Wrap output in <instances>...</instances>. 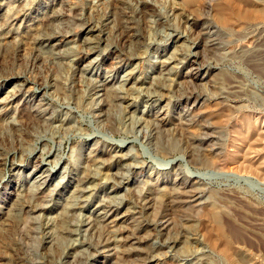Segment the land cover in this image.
Segmentation results:
<instances>
[{
  "label": "rangeland",
  "instance_id": "rangeland-1",
  "mask_svg": "<svg viewBox=\"0 0 264 264\" xmlns=\"http://www.w3.org/2000/svg\"><path fill=\"white\" fill-rule=\"evenodd\" d=\"M176 1L158 0L144 8L141 0H129L122 8L112 0H0V85L10 78V88L22 89L7 101L0 96V264H236L211 236L202 218L206 209L199 217L196 213L210 195H237L264 212V171L255 169L264 161V20L252 7L257 0ZM89 26L98 39L95 55L86 58ZM37 32L49 40L37 45ZM209 40H215V48L206 45ZM56 43L61 50L52 53ZM195 47L194 65L188 60ZM177 50L182 51L176 54L174 76L158 87L160 100L140 91L125 101L97 102L98 87L106 79H115V85L126 65L139 63L140 73L153 78L164 55ZM90 63L85 74L82 68ZM192 72L197 77L186 80ZM226 89L232 94L221 96ZM150 99H158L170 123L158 131V149L146 148L145 133L134 130L136 119L130 120ZM185 118L194 142H186L178 127ZM248 127L259 135L252 155L244 135ZM167 138L179 140L181 149L194 151L202 162L209 152L217 160L213 166H194L188 157L168 155ZM116 150L131 151L132 166L123 176L109 159ZM45 160L52 180L46 201L29 184L33 168ZM168 171L186 174L206 190L191 195L178 217L151 185L167 187V176L157 178ZM81 182L90 192L71 195ZM114 189L117 202L105 203L121 204L133 215L124 230L110 234L95 228L98 221L91 214ZM16 194L23 203L18 218H10ZM69 197L75 206L67 210ZM235 213L238 224L229 223L246 243L242 258L264 264V223L245 232L239 223L246 225L250 217Z\"/></svg>",
  "mask_w": 264,
  "mask_h": 264
},
{
  "label": "bare ground",
  "instance_id": "bare-ground-1",
  "mask_svg": "<svg viewBox=\"0 0 264 264\" xmlns=\"http://www.w3.org/2000/svg\"><path fill=\"white\" fill-rule=\"evenodd\" d=\"M112 1H114L119 7H122V8H125V6H126L125 3L129 2V0H112ZM157 1L158 0H141L142 4L144 5V8H147L149 5L151 6L152 4L155 6ZM168 1H171L174 4L177 2L176 0H168ZM188 1L195 3L197 0H188ZM22 2H23V0H22ZM25 4H27V3H25ZM23 6H24V4H23ZM252 7L255 9V12H256L255 14H259L256 16H259V17H261V19L264 20V0H259V1L257 0L256 2L253 3ZM151 11H153V10H151ZM18 12H20V10ZM226 18H225V20H227ZM230 18H228V19H230ZM258 19H260V18H258ZM48 23H51V21L49 20ZM87 29H88V34H90V35H88L87 37L84 38L83 47H84V53H85L84 56H86V58H89L92 55L94 56L96 53L95 49H97V48L95 47V42H96V39H98V38H96L93 35L94 29L91 26H89ZM207 30H209L208 27L203 26L202 33L204 35H207L208 34ZM0 31H1V29H0ZM5 32H6V30H5ZM9 33L10 32H8L7 35ZM38 34H40V32L36 33V35H38ZM36 35L34 36L35 37L34 41H36L37 45L42 44L43 42L49 40V39H46L48 36L45 34L38 35L37 37H36ZM6 37L7 38L10 37V34ZM31 37H32V35H31ZM135 40H136V38L133 41H135ZM206 40H208V39H206ZM131 43H132V39H131ZM36 44H35V47H36ZM209 44H210V46H213V48H215L214 46L217 45L215 43V40H209L208 44H206V45L208 46ZM198 47L193 48V51H195V55L192 57V59L188 60L190 63H193L194 65H195V62H197L199 59L196 56L198 54V49H199ZM38 49H40V48H38ZM66 49H67V47H66ZM60 50L61 49H60L59 43L51 45V47H50V51L52 53H58ZM181 51L180 50L174 51V55H172V54H170L169 56L164 55V57L162 58V60L160 62V66L154 69V70H158L159 73L156 76H154L153 78H151L150 76H147V75H142L140 73L141 69H140L139 63H133V64L126 65V68H128L127 69L128 71H126L122 76H120L119 79L116 78V82H115L116 84L115 85H111V83L115 79H113L112 82H107L108 79H106L98 87V90L95 92V98H97V100H99L97 102H99V103H101L102 101L108 102V100L111 102V100H115V99L125 101V99H127L129 96L131 97L133 94L140 92V91H146L150 94L151 98H158L159 99L160 98L159 96H161V95H160L158 87H160L166 80L168 81V80H170V78L172 76H174L176 61H177L176 54L180 53ZM261 53H262V51H260V54ZM262 55L264 56V52L262 53ZM188 58H191V56H188ZM82 70L85 74L90 73L92 70L91 63L84 66L82 68ZM180 77H183V76H179L178 78H180ZM195 77H197L196 73L195 74H193V72L188 73L186 75V78H187L186 80H188V79L194 80ZM10 80H11L10 78H6L3 81L4 84L0 85V96H3L4 101H7V100L15 97L17 95V92H20V90H22L21 88H19L17 86H12L10 88L8 85ZM229 93H230V95L232 94V92H230L228 89H226L225 91H223L221 96L229 95ZM233 94H235V93L233 92ZM158 99H155V100L150 99L151 101L149 100V103H146V105L144 106L142 111H140V113L136 112V114H138L140 116H135V114H133L131 119H130V120L136 119L135 121H133L131 123V126L133 127L134 130L139 131L140 135L142 132L145 133L144 134V143L147 146L146 147L147 149H150V148L158 149V144L162 142V137L159 135L158 131L160 130L161 127L164 128V130L165 129L167 130L170 126V123L167 122L166 115H165L164 111L160 110V108H158L159 107ZM41 100L43 101V99H41ZM42 105H44V104L41 103L39 106H42ZM133 110H134V108H133ZM40 112H41V110H40ZM108 114H110V113H108ZM109 117H110L109 115L106 117V121L108 124L113 125L111 122V119ZM185 120H188V119L185 118L183 120V122L181 121L178 124V127H179L180 131L184 133V134L182 133V135L186 136V142H194L193 136L188 132V130H186V124L184 122ZM157 124H158V126H157ZM114 129H115V127H112V130H114ZM245 131H246V133L244 132L245 137L250 138V141L247 144L248 147H246V148H248L247 151H248L249 155H252V151L256 150V149L253 150L252 148H255L254 145H257L258 140H259V138H258L259 135L252 127L251 128L248 127ZM173 140H175V139H168L167 138V148H165L164 151H167L168 155H174L175 153H178V154H180L181 158L188 157L189 158L188 160L191 161V164L194 166H195V164L196 165H199V164L202 165L204 163L208 166H211V165L213 166L215 164L217 158L216 159L213 158V156L211 155L210 152H209L210 154L209 153L207 155H206V153L204 154L205 156H204L203 162H202L194 154L195 153L194 151H193L194 152L193 153L192 151H188L186 148L181 149L180 148L181 142L179 140H175V141H173ZM131 149L132 148H130L129 150H131ZM158 152H160V151H158ZM188 152H190V153H188ZM130 153H131V151H130ZM130 153L123 154L120 150L119 151L116 150V151H113L109 155L110 156L109 159L113 160L116 163V168L114 170L120 176L125 175L126 170H128L132 166L131 164H128V161L131 157V156L130 157L128 156ZM210 155H211V157H210ZM174 159H175V157L173 159H169V160H171V164L174 162ZM248 161L250 163V160H248ZM251 162H252V160H251ZM49 163H50V161H47V160L43 161L41 164L36 165L33 168L32 172L30 173V178L32 180H30L29 184L33 185L32 187H34V188H32L30 186V190L33 193H35L37 198H39L41 200H45V201L48 198V193H49V191H47L45 189L47 187H49L51 182H52L50 171L44 169V166L48 165ZM217 163H218V161H217ZM256 164L257 165L255 166V169L257 171H264V161H260ZM170 173H171L170 171H168L167 173L166 172L165 173L164 172L159 173L158 178H157V179H160L163 177V179H164L165 176H167V183H168L167 187H158L155 185L154 182H152V180H151V182H152L151 185H152L153 190L158 192V195H159L158 199L159 198L161 200L166 199L167 203L172 205V207H173L172 209H174V212H173L174 215L178 217L179 214L181 215L182 211H185L184 207L188 206V201H189L191 195H196V194H199L202 192H206V190L204 188H202L201 185L198 184L199 182H196L193 179L191 180L186 174H184V175L181 174V177H180L177 173H174L173 175H171ZM250 176H251V174H250ZM157 183H159V182H157ZM90 190H91L90 186L88 188H86L84 183L81 182V183H79L78 188L75 189V192L72 193L71 195L76 194L77 196L81 197L84 193L90 192ZM151 191H152V189H151ZM32 192H30V193H32ZM157 192H156V194H157ZM6 195H8V194H6ZM233 195H235V194H233ZM240 196H242V195H240ZM118 198L119 197L117 195V190H115V189L111 190L109 192V197H105L103 202L101 204H99L97 206V208L95 209V211L93 212V214H91L94 216L96 215V220L98 221V225L96 224L97 227H95V228L97 230H99L101 232H107L108 231V233H110V234H111V231L115 228L121 229V231L124 230V228H125L124 225L127 222V220L129 218H131L130 216L133 215V212L127 208L126 209L122 208L120 206L121 205L120 203H119L120 205H117L114 207L111 206V204L109 206L108 204L105 203L107 201L108 202L113 201L116 203L117 202L116 200ZM241 198L242 197H239L237 195L232 196L231 198H217L216 196L210 195L208 200L205 201L204 206L198 211V213H196V216L199 217L201 215V210L206 209V212H204L205 214L203 213L204 215L202 216L203 221L205 223H207L209 231L211 233V236L216 238V244L219 247L227 250V252L229 253V256H231L230 258L233 259V262H235L236 264H240L243 261L242 264H255V261L253 262V260H251L250 258H249L250 260L242 258V256L244 257V255H242L241 251H243V249L246 247V243L243 242L241 240V238L238 236L239 230L236 229L235 227H231L232 225H231V223H229V221L234 220V221H237V224H238V220L235 217L236 216L235 210L242 211L243 214H245V216L250 217L249 218L250 220H248L246 218L248 220L247 224L244 225V224L239 223V225H240V227H243L245 229L243 231L251 232V231H253V228L256 225H258V224L260 225V224L264 223V214H263L264 212L260 214V212L258 211L260 209L257 208L258 204L255 205L256 206L255 207V206H253L252 202L249 203L247 201L248 204H250V205H246L247 203L244 202V203H246V204H244ZM244 198H246V197H244ZM70 199H71V197H69L68 201L66 200L67 204H66L64 209L68 210L69 208H73L75 206L74 203H73V205L70 204L72 202L69 203ZM74 199L76 200L77 197ZM22 203H23L22 195L16 194L15 200L13 201V204H12V207L8 211V215H9L8 217H10V218L17 217L18 218V216L20 214V212H19L20 206ZM251 204H252V206H251ZM38 207H42V206H40V205L35 206V210H38ZM188 210H189V208H188ZM168 223H169V221H167V224ZM91 228H94V227H91ZM89 230H91V229H89ZM240 232H242V231H240ZM187 242H188V239H187V237H185L183 239L182 245L186 246ZM242 259H244V260H242Z\"/></svg>",
  "mask_w": 264,
  "mask_h": 264
}]
</instances>
